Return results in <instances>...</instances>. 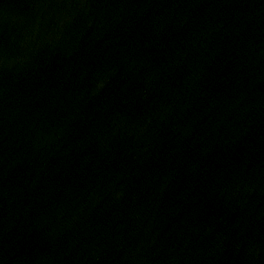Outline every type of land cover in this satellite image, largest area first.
<instances>
[{
	"label": "water",
	"instance_id": "1",
	"mask_svg": "<svg viewBox=\"0 0 264 264\" xmlns=\"http://www.w3.org/2000/svg\"><path fill=\"white\" fill-rule=\"evenodd\" d=\"M0 264H264V0H0Z\"/></svg>",
	"mask_w": 264,
	"mask_h": 264
}]
</instances>
